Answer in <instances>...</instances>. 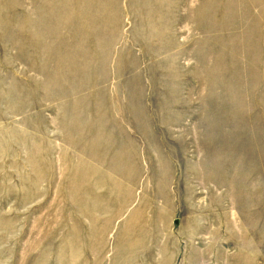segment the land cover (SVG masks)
Here are the masks:
<instances>
[{"label": "rangeland", "instance_id": "374dc122", "mask_svg": "<svg viewBox=\"0 0 264 264\" xmlns=\"http://www.w3.org/2000/svg\"><path fill=\"white\" fill-rule=\"evenodd\" d=\"M167 250L264 264V0H0V264Z\"/></svg>", "mask_w": 264, "mask_h": 264}, {"label": "crops", "instance_id": "0c3cea01", "mask_svg": "<svg viewBox=\"0 0 264 264\" xmlns=\"http://www.w3.org/2000/svg\"><path fill=\"white\" fill-rule=\"evenodd\" d=\"M222 221L224 222V220H222ZM220 225L223 226V227H221V228L218 229L219 236H221L220 241L222 242V248L227 253H229V251L233 252V250L235 249V247L233 245V242H231V239H230L231 237H229V232H228L229 229L226 228L227 231H225V224L224 223L222 224V222L220 223ZM127 226H131V223L128 222L127 223ZM173 229H174V227L172 226V228H171V234H172L173 238L175 239L176 238V233H175V230H173ZM179 238H180V240L178 241V244L176 245V247L179 249L178 253L181 255L185 251L184 249L182 250V247H186L187 241L185 240V238H182V237H179ZM165 249H167L166 246H165ZM243 250H247L248 252L249 251H254V250L249 249V247L246 246L245 244L243 245ZM168 251L169 250H167V257H164L163 256L164 258H162V264H169L170 261H173L174 260L175 254H172V253L170 254V253H168ZM72 260H76V259H72ZM110 261L111 260H109L107 264H112V262L110 263ZM114 264H116V262ZM122 264H128V263H125V262L122 261ZM174 264H177V261H175ZM180 264H189V263H188V260L187 259H184L183 258V259L180 260Z\"/></svg>", "mask_w": 264, "mask_h": 264}]
</instances>
